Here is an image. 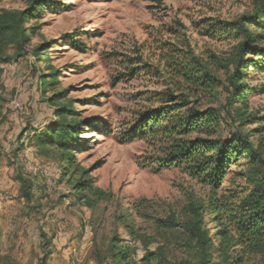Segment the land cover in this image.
I'll return each mask as SVG.
<instances>
[{
    "label": "rangeland",
    "instance_id": "374dc122",
    "mask_svg": "<svg viewBox=\"0 0 264 264\" xmlns=\"http://www.w3.org/2000/svg\"><path fill=\"white\" fill-rule=\"evenodd\" d=\"M51 1L56 2L53 10L33 21L26 56L15 57L13 46L0 51L13 58L0 65V264H40L45 255L48 264H98L96 252L113 238L130 243L137 264L186 261L181 230L161 231L153 218L175 213L181 222L189 201L203 200L209 189L184 168L158 170L165 154L160 136L129 142L126 135L140 114L160 106L159 93L183 85L172 62L185 51L194 50L209 63L211 74L226 82L238 40L222 24L253 15L262 0ZM27 8L23 0H0V14ZM67 34L80 35L85 52L63 40ZM44 43L53 47L48 62L32 53ZM49 68L60 73L56 87L44 94L40 77ZM250 74L249 112L264 116V78L253 70ZM185 88L193 104L227 113L224 86L214 95ZM64 91V100L49 102ZM68 102L81 120L92 119L93 126L83 131L87 145L66 172L61 154L37 147L35 136L57 121L56 106ZM225 128L221 136L228 138ZM82 171L104 192V200L90 193L83 199L84 193L74 188ZM20 177L33 182L32 201L22 197ZM243 185L244 180L232 175L225 188ZM133 205L147 209L140 216ZM123 218L144 241H131ZM207 226L215 228L210 222ZM149 253L161 258L143 263ZM246 264H264V257Z\"/></svg>",
    "mask_w": 264,
    "mask_h": 264
},
{
    "label": "trees",
    "instance_id": "16d2710c",
    "mask_svg": "<svg viewBox=\"0 0 264 264\" xmlns=\"http://www.w3.org/2000/svg\"><path fill=\"white\" fill-rule=\"evenodd\" d=\"M28 4L24 11L0 14V51L13 46L15 57L26 56L24 49L31 43L33 21L47 10H53L56 2L51 0H23ZM29 25V26H28ZM238 40V47L228 66L226 82L210 72L209 63L196 56L194 50L183 53L181 60H173L175 76L181 79L175 92H161L160 106L140 114L135 125L127 132L126 140L156 139L160 136L165 146L158 170L184 168L190 177L209 189L203 200L189 201L180 222L175 213L155 217L154 223L161 231L180 229L188 259L174 264H246L254 257H264V116L249 112L248 98L251 88L250 71L264 78V0L253 15L243 16L236 22H223ZM29 30V34H27ZM77 34H67L63 40L79 51L85 52V44L78 41ZM49 44L35 46L32 53L38 60L49 61ZM13 58L0 53V65ZM180 61V62H179ZM42 74L40 88L46 94L57 85L59 71ZM47 70V71H48ZM136 69L132 70V74ZM1 72V70H0ZM224 86L229 93L226 114L218 108H201L199 102H190L189 86L194 93L207 92L214 95L215 89ZM264 90V88L262 89ZM66 98V91L54 94L49 102L56 104ZM80 114L68 102L56 106V122L35 136L37 147L43 151L57 150L69 171L75 167V154L86 147L88 140L82 136L86 128L93 126L92 119H80ZM256 125V128H248ZM229 128L228 138L222 133ZM248 128V130H245ZM238 168L239 170H234ZM79 173V172H77ZM74 188L102 201L104 192L94 188L93 178H84L80 172ZM63 175H67L64 173ZM244 180L239 188H225L232 176ZM22 197L33 199V182L19 178ZM82 199V198H80ZM138 215H143L146 206H134ZM210 220V221H208ZM128 230L131 241L142 240L132 223L126 218L120 221ZM215 228H209L208 223ZM44 237L47 238L45 234ZM130 243L113 238L104 251L96 252L98 264H137ZM161 258L158 253L146 254L143 263H154ZM40 264H48L45 255Z\"/></svg>",
    "mask_w": 264,
    "mask_h": 264
},
{
    "label": "built area",
    "instance_id": "2783aa9c",
    "mask_svg": "<svg viewBox=\"0 0 264 264\" xmlns=\"http://www.w3.org/2000/svg\"><path fill=\"white\" fill-rule=\"evenodd\" d=\"M16 107H17L18 109H21V108H22L20 104H16Z\"/></svg>",
    "mask_w": 264,
    "mask_h": 264
}]
</instances>
